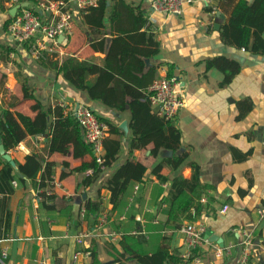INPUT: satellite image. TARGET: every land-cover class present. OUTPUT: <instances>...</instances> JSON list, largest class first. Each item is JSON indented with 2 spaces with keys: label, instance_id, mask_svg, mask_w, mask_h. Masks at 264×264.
Masks as SVG:
<instances>
[{
  "label": "crops",
  "instance_id": "1",
  "mask_svg": "<svg viewBox=\"0 0 264 264\" xmlns=\"http://www.w3.org/2000/svg\"><path fill=\"white\" fill-rule=\"evenodd\" d=\"M219 1L214 2L216 14L197 1L185 4L181 15H172L154 11L152 0H106L104 26L86 23L80 16L72 37L59 38L61 44L42 58L63 61L74 56L95 59L104 66L109 50L124 52L118 57L132 60V82L108 70L129 83L132 91L144 93L154 115L147 95L154 80L169 74L171 64L172 75L184 85V107L176 120L168 121L181 133L180 146L176 150L162 148L155 155L152 142L130 151L134 134L129 107L118 111L90 99L86 91L74 88L46 65L47 61L35 59L29 45L18 44L7 31L13 7L9 0H0V107L33 118L37 115L33 109L36 101L23 97L21 80L26 77L47 107H62L61 101L67 105L63 107L66 113L78 103L92 107L108 124L105 151L120 145L112 164L95 183L85 186L88 169H75L92 161L93 154L79 158L72 152L49 155L46 135H30L20 142L18 151L39 153L54 163L53 174L62 180L63 187H57L54 198L45 205L36 200L37 188L30 181L26 185L18 183L5 199L0 195V216L3 209L12 211L9 232L0 227L1 264H91L92 247L103 263L118 258L115 264H144L123 254L121 241L130 234L143 237L142 256L160 264V249L167 250L172 259L181 258L185 244L180 228L193 220L203 221L208 230L206 240L195 251L199 261L194 264H238L246 237L252 242V264H264V214L259 212L264 209V55L222 39L221 30L229 15L218 6ZM115 39L119 43L112 47ZM2 46L15 51L3 54ZM94 78L91 76V80ZM9 153L12 155V151ZM183 155L185 160L178 168H162L161 174L169 177L167 181H160L152 172L164 158ZM128 159L144 164L148 170L141 181L129 184L114 208L105 185ZM194 165L205 185L201 198L206 201L196 199L201 212L190 219L186 213L172 210L169 192L175 176L192 178ZM87 200L100 203L99 211L90 219L86 218ZM82 207L86 208L84 215ZM81 231L89 234L79 244L74 234ZM228 245H233L230 253L217 254L219 248ZM79 249L83 254L75 261ZM171 262L167 257L163 264Z\"/></svg>",
  "mask_w": 264,
  "mask_h": 264
},
{
  "label": "trees",
  "instance_id": "2",
  "mask_svg": "<svg viewBox=\"0 0 264 264\" xmlns=\"http://www.w3.org/2000/svg\"><path fill=\"white\" fill-rule=\"evenodd\" d=\"M218 6L229 15L221 30L222 39L228 44L244 47L247 51L264 55V0H253L252 2L248 0H220ZM106 10V0H99L98 6L91 8L88 13L81 16H84L86 23L102 27L104 26ZM117 42L119 43V39L113 41L112 47ZM1 49L3 54H10V52L15 51L11 46H2ZM118 54L124 55V52L109 50L104 60V66L98 64L95 59L80 60L74 56H69L63 61L42 60L43 62L47 61L46 65L54 68L74 88L86 91L90 99L99 100L110 109L118 111H124L127 107L130 108L132 114L130 128L134 134L132 135L130 151L144 148L151 142L154 145L152 153L155 155L162 148L176 150L180 146V131L168 121H164L165 119L151 114L146 95L142 92L132 91V86L129 83L111 72L119 73L125 80L132 82V60L119 59ZM93 75L95 78L91 80ZM168 75L172 76L171 64H169ZM17 76L19 77L20 74L18 73ZM21 86L23 97L36 101L33 109L37 111V115L33 118L22 112L12 111L10 108H1L0 110L2 142L6 152L12 151L13 159L17 165L15 168L0 152V195H3L4 199L14 193V180H17L21 185H26L30 181L38 189L47 186L53 175L54 163L52 161L46 160L39 153L27 154L18 151V145L28 136L46 135V151L49 155L54 152L62 154L72 152L74 157L79 158L89 153L93 154L90 145L83 138L82 129L76 117L72 113H66L65 109L60 106L47 107L44 105L38 99L35 89L28 83L26 77L21 80ZM101 119L105 121L104 118ZM119 151V144L112 149H106L104 154L106 168L116 159ZM184 160V155L164 158L152 169V172L157 175L160 181L165 182L169 177L161 174L162 168L165 165L178 168ZM89 168L93 169V172L84 177L83 184L85 186L95 183L103 172L94 157L92 161L83 163L75 170L85 171ZM194 168L190 180L182 176H175L172 179L169 192L172 210L186 213L190 219H195L197 213L200 214L201 212L200 205H195V201L201 198L202 190L205 188V185L200 181L199 169L195 165ZM147 170L148 168L144 164L130 159L117 168L105 185L111 193L114 208L118 206V202L128 190L129 184L134 180L141 181ZM52 198L54 195L46 196L41 203L45 205ZM86 206V218L90 219L92 214L99 211L100 203L87 200ZM194 206L196 216L191 214V209ZM11 226L12 211L3 209L0 216V227H4V231L7 233ZM2 232L0 231V233ZM142 238L132 234L125 235L121 241L123 254H130L137 258L140 263L152 264L147 260V256H142L141 247L144 240ZM158 253L160 264H163L167 257L169 263L172 261V264L180 260L179 258L172 259L167 255L165 249H160ZM92 255L91 264H115L119 260L116 258L112 263L101 262L95 247H92ZM5 262L7 260H4Z\"/></svg>",
  "mask_w": 264,
  "mask_h": 264
},
{
  "label": "built area",
  "instance_id": "3",
  "mask_svg": "<svg viewBox=\"0 0 264 264\" xmlns=\"http://www.w3.org/2000/svg\"><path fill=\"white\" fill-rule=\"evenodd\" d=\"M27 1L28 5L24 4ZM202 2L211 7L212 13L216 14L218 9L214 4L215 0H152L151 7L154 11L161 13L181 15L185 4ZM30 2H32L30 4ZM99 0H9V5L14 7L21 5L15 16H12L8 24L7 31L12 38L20 45H29L30 54L37 60L42 59L47 53H51L60 45L59 38L62 40L70 39L74 34L76 21L81 15L90 11L91 8L98 6ZM147 99L155 114L166 121L176 120L180 110L184 107V85L175 75H165L154 80L147 95ZM60 105L66 107L65 101ZM71 113L76 117L83 133V138L93 151L95 161L102 170L105 166V148L104 140L108 132V124L102 120L95 110L86 104L78 103L71 108ZM43 136H40L42 139ZM92 173L93 169H88ZM45 187H39L36 190V200L40 203L46 196L54 195L57 187L62 188V180L54 174ZM13 185L17 186L18 181L14 180ZM139 190L136 186L135 193ZM202 202L206 198H201ZM166 206V204H163ZM227 206L224 208L226 210ZM192 214L196 215L195 206L191 209ZM86 208H81L84 215ZM259 212L263 215L264 209ZM106 217H103V221ZM144 223L145 219L140 218ZM184 234L185 249L181 255L180 261L176 264H194L199 261L195 255L197 248L206 240L208 232L206 224L203 221H190L180 228ZM88 232L81 231L74 234L77 243L82 244ZM242 252L238 264H252V242L249 237L242 241ZM233 245L222 246L217 252L218 255L230 253ZM83 254L79 249L74 254V260L77 261ZM6 255V252L3 253Z\"/></svg>",
  "mask_w": 264,
  "mask_h": 264
},
{
  "label": "water",
  "instance_id": "4",
  "mask_svg": "<svg viewBox=\"0 0 264 264\" xmlns=\"http://www.w3.org/2000/svg\"><path fill=\"white\" fill-rule=\"evenodd\" d=\"M25 4V3H24ZM21 5H16L14 6L10 12L13 16H15L18 12V9L20 8ZM218 15H220L221 17H224V14L222 13H218ZM217 27H218V24H217ZM219 28V27H218ZM62 38V37H61ZM0 152L1 154L4 156L5 159H7L15 168H17V165H16V162L15 160L13 159L12 155L9 153V152H6V149L3 145V142H2V135H1V127H0ZM209 237L212 236V233H208L207 234ZM219 237H217V235L215 236V239H218Z\"/></svg>",
  "mask_w": 264,
  "mask_h": 264
},
{
  "label": "rangeland",
  "instance_id": "5",
  "mask_svg": "<svg viewBox=\"0 0 264 264\" xmlns=\"http://www.w3.org/2000/svg\"><path fill=\"white\" fill-rule=\"evenodd\" d=\"M0 110H1V107H0Z\"/></svg>",
  "mask_w": 264,
  "mask_h": 264
}]
</instances>
